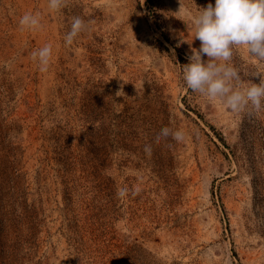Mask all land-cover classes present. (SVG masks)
Listing matches in <instances>:
<instances>
[{"label":"rangeland","instance_id":"1","mask_svg":"<svg viewBox=\"0 0 264 264\" xmlns=\"http://www.w3.org/2000/svg\"><path fill=\"white\" fill-rule=\"evenodd\" d=\"M179 8L0 0V264H264V103L236 113L187 87L200 41ZM25 13L42 27L21 31ZM230 63L245 86L264 78L243 46Z\"/></svg>","mask_w":264,"mask_h":264},{"label":"clouds","instance_id":"2","mask_svg":"<svg viewBox=\"0 0 264 264\" xmlns=\"http://www.w3.org/2000/svg\"><path fill=\"white\" fill-rule=\"evenodd\" d=\"M179 2L178 13H187L195 29L194 39L200 41V48H191L189 63L182 67L187 87L210 101H219L232 112L238 113L249 105L259 112L264 103V78L259 84L251 82L245 86L239 71L230 61L234 46H243L251 56L264 61V0H215L214 6L208 3L205 7H197L194 16L187 12L183 0ZM65 6L66 0H48V7L53 11ZM19 25L21 31L41 28L40 14L25 13ZM85 27L82 18L73 17L71 29L65 37L66 44L71 45ZM205 55L207 61L202 59ZM51 57V44H45L31 53L32 60L38 61L41 72L48 70ZM121 92L122 87L116 96H121ZM158 136H171L177 142L185 139L182 130L173 131L169 127L162 128ZM145 151L151 152L150 145L145 146ZM126 194L127 189L117 188L118 197L123 198Z\"/></svg>","mask_w":264,"mask_h":264}]
</instances>
